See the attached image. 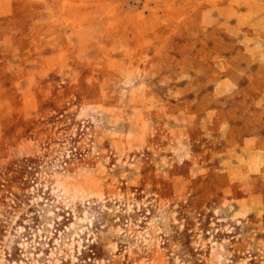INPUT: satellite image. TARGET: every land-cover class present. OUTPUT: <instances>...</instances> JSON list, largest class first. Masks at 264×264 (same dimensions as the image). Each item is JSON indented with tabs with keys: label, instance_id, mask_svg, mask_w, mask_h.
Here are the masks:
<instances>
[{
	"label": "rangeland",
	"instance_id": "rangeland-1",
	"mask_svg": "<svg viewBox=\"0 0 264 264\" xmlns=\"http://www.w3.org/2000/svg\"><path fill=\"white\" fill-rule=\"evenodd\" d=\"M0 264H264V0H0Z\"/></svg>",
	"mask_w": 264,
	"mask_h": 264
}]
</instances>
